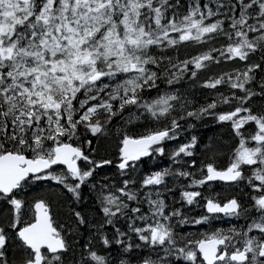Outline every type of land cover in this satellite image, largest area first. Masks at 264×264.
<instances>
[{"label": "snow or ice", "instance_id": "snow-or-ice-1", "mask_svg": "<svg viewBox=\"0 0 264 264\" xmlns=\"http://www.w3.org/2000/svg\"><path fill=\"white\" fill-rule=\"evenodd\" d=\"M0 264H264V0H0Z\"/></svg>", "mask_w": 264, "mask_h": 264}, {"label": "trees", "instance_id": "trees-1", "mask_svg": "<svg viewBox=\"0 0 264 264\" xmlns=\"http://www.w3.org/2000/svg\"><path fill=\"white\" fill-rule=\"evenodd\" d=\"M204 2H207V0H204ZM212 127L213 126H209L208 128H204L202 127L201 129H199L200 131V134L203 136V137H210L213 135V132H212ZM207 142V140H206ZM96 141H93V144H95ZM160 167H165L167 164H168V161L167 159H160V163H157ZM148 165H149V162H148Z\"/></svg>", "mask_w": 264, "mask_h": 264}, {"label": "rangeland", "instance_id": "rangeland-1", "mask_svg": "<svg viewBox=\"0 0 264 264\" xmlns=\"http://www.w3.org/2000/svg\"><path fill=\"white\" fill-rule=\"evenodd\" d=\"M153 163H155V164L160 163V159H158V160L155 161V162L149 161V166H152Z\"/></svg>", "mask_w": 264, "mask_h": 264}, {"label": "flooded vegetation", "instance_id": "flooded-vegetation-1", "mask_svg": "<svg viewBox=\"0 0 264 264\" xmlns=\"http://www.w3.org/2000/svg\"><path fill=\"white\" fill-rule=\"evenodd\" d=\"M220 226H224V225H220Z\"/></svg>", "mask_w": 264, "mask_h": 264}]
</instances>
